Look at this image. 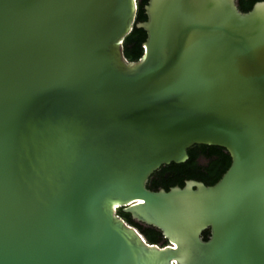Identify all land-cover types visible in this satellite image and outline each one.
Wrapping results in <instances>:
<instances>
[{
  "label": "water",
  "instance_id": "water-1",
  "mask_svg": "<svg viewBox=\"0 0 264 264\" xmlns=\"http://www.w3.org/2000/svg\"><path fill=\"white\" fill-rule=\"evenodd\" d=\"M136 10L0 0V264H264V2L148 0L128 62ZM196 145L215 185L147 189Z\"/></svg>",
  "mask_w": 264,
  "mask_h": 264
},
{
  "label": "trees",
  "instance_id": "trees-1",
  "mask_svg": "<svg viewBox=\"0 0 264 264\" xmlns=\"http://www.w3.org/2000/svg\"><path fill=\"white\" fill-rule=\"evenodd\" d=\"M137 10L135 22L131 32L124 38L122 43L123 56L128 62H137L143 56V44L146 41L144 30L136 27V24L147 20L144 7L148 0H136ZM264 0H237L238 10L242 13L249 12L253 6ZM188 160L182 164H170L161 166L148 179L147 189L153 192L164 190L168 192L173 187L183 188L185 182H201L205 186L215 185L231 164V159L226 150L219 147L196 145L187 150ZM117 215L129 226L136 229L149 245L166 247L168 241L162 233L149 226L137 223L130 215L125 214L122 209L117 210ZM210 231L206 230L201 237L207 241Z\"/></svg>",
  "mask_w": 264,
  "mask_h": 264
}]
</instances>
